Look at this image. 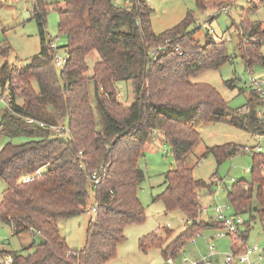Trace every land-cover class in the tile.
I'll return each instance as SVG.
<instances>
[{"label":"trees","instance_id":"16d2710c","mask_svg":"<svg viewBox=\"0 0 264 264\" xmlns=\"http://www.w3.org/2000/svg\"><path fill=\"white\" fill-rule=\"evenodd\" d=\"M197 4L204 7L202 0ZM50 5L59 15L58 34L66 40L61 46L67 54L62 68L54 62L46 31ZM150 13L146 0H128L123 7L113 0H63L62 4L34 0L31 14L38 28L39 51L26 67L7 61L0 65V88L7 84L11 94L10 104L1 114L0 135L31 136L22 142L8 141L0 148V179L5 182L0 223L10 227L12 236L31 235L27 246L1 250L11 255L12 264H105L113 257L125 226L145 217L137 196L145 178L138 159L156 131L169 144L176 163L164 174V187L156 198L166 210L178 209L192 220L190 231L198 229V191L204 187L212 191L213 184L196 179L192 168L182 162L199 139L195 123L226 119L250 133L264 132L263 118L256 110L257 103L252 102L253 91L241 112L230 108L208 83L192 80L229 60L224 42L209 37L200 44L195 30L189 28L194 23L190 11L161 32L153 30ZM258 23L246 19L238 24L243 40L238 50L249 67L253 61L264 66L259 51L264 36L260 37ZM176 45L181 54L173 49ZM158 47L166 50L154 54L152 50ZM93 51L97 58L87 73L86 58ZM89 81L103 118L101 130L96 127L90 103ZM120 81L133 85L135 98L129 105L117 97ZM16 97H21L20 104ZM57 124L66 128V141L52 134L54 129L49 126ZM241 148L227 142L206 147L203 155L212 154L219 165ZM262 166L264 154L253 153L250 179L239 178L226 186L233 212L248 215L244 236L250 219L264 218ZM101 169L100 180L94 184L91 174ZM90 193L96 212L88 222L84 246L71 249L57 221L85 211ZM206 224L213 226L212 219ZM185 234L176 237L175 245L162 248L164 256L168 251L172 256L180 252ZM148 238L152 246L161 247L158 235ZM140 246L145 247L142 239ZM232 249L236 250L234 243Z\"/></svg>","mask_w":264,"mask_h":264},{"label":"rangeland","instance_id":"374dc122","mask_svg":"<svg viewBox=\"0 0 264 264\" xmlns=\"http://www.w3.org/2000/svg\"><path fill=\"white\" fill-rule=\"evenodd\" d=\"M47 3L63 0H43ZM120 7L125 6L128 0H113ZM151 7L150 19L155 32H161L178 23L187 13H192L194 23L189 28L194 29V37L200 44H204L209 37L224 42L229 60L217 69H207L197 76L193 81L205 82L214 87L222 98L232 109L245 111V105L252 93V102H256V110L264 121V66L259 61L249 64L242 58L238 50L242 38L238 29L241 20L248 19L252 22H259L260 37L264 36V3L260 0H202L204 7L200 8L197 0H146ZM34 0H0V65L7 61L19 68L26 67L30 63V57L40 49V39L35 18L31 14ZM228 5L227 12H219L221 7ZM59 15L57 10L50 5L46 14V31L58 46V54L64 56L61 47L65 43V37L58 34L57 24ZM241 38V39H240ZM257 38V37H256ZM243 41V40H242ZM251 41V40H250ZM246 44V41L243 42ZM259 51L264 55V43ZM96 53L91 52L87 58L88 70L91 72L92 65L96 60ZM253 76H260L263 80L261 88L256 90L250 86L249 73ZM32 86L37 90V83L32 80ZM16 82H13L15 85ZM6 85L4 86V88ZM118 99L124 105H129L135 98V92L131 81H120L116 84ZM0 88V95L7 89ZM16 93L19 88H16ZM10 93V91H8ZM89 97L94 112L97 129L103 127V118L97 107L93 86L89 81ZM15 102L20 104L21 97H16ZM5 103L0 101V121ZM61 126V124H57ZM199 139L193 147L183 156L184 166L192 168V174L196 179L213 184L216 177L226 186L231 185V179H250L252 168V154L248 151L236 152L225 159L219 165L216 164L212 154L203 155L206 147L233 142L240 146H261V153L264 154V132L248 133L236 126H233L226 119L214 120L211 122H196ZM57 138L66 141L67 130H52ZM256 134V135H253ZM31 136L25 133L2 134L0 135V148L8 141L22 142L30 139ZM139 166L145 173L137 196L144 208L145 217L141 222L125 226L124 237L117 244L116 253L106 261L105 264H168L162 255V248L175 245L176 237L183 231V247L180 252L172 257V264H186L185 261L198 260L204 256L209 264H226L225 256L233 252L232 244L236 241L235 236H218L215 227L204 225L214 217L215 205H227L226 213L232 212V208L226 199V188H217L213 185L209 193L207 188H201L199 194V213L197 215L198 229L190 231L193 223L187 220L178 209L166 210L163 202L156 196L162 191L164 185V174L175 167V160L170 152L169 144L164 141L159 131L143 146V151L138 159ZM5 188V182L0 179V200ZM93 202V194L87 198V207ZM91 213L82 211L73 216L61 218L57 221L61 236L64 237L67 246L71 249H80L85 244V234ZM244 220H249L247 214H241ZM195 221V220H194ZM250 228L244 246L257 244L264 251V235L262 232V220L250 219ZM203 225V226H202ZM205 226V227H204ZM187 228V229H186ZM245 228V224L243 226ZM156 234L161 238V247L152 246L149 243V235ZM0 262L3 260L2 249L17 250L27 246L31 242V235L21 233L11 235V229L7 224L0 223ZM147 237V240L145 239ZM140 239L145 247L140 246ZM38 237L35 236V241ZM169 244V245H168ZM238 246V245H236ZM251 263L259 261L258 253L249 257ZM231 264L240 263L234 259ZM264 264V259L262 261Z\"/></svg>","mask_w":264,"mask_h":264},{"label":"built area","instance_id":"2783aa9c","mask_svg":"<svg viewBox=\"0 0 264 264\" xmlns=\"http://www.w3.org/2000/svg\"><path fill=\"white\" fill-rule=\"evenodd\" d=\"M228 11V5H224L221 7L219 12H227ZM50 47L53 49L54 53H53V59L54 62L56 64V66L62 68L64 67L65 63H66V58H67V54L65 53L64 56H60L58 54V46L56 45V43L52 40H50L49 42ZM173 49L177 51L178 54H181V50L180 48L176 45L173 46ZM160 50L161 52L165 51L166 49L158 47L156 49H153L152 52L154 54L157 53V51ZM249 75V80H250V86L253 89H256L258 91L263 90L261 88V84L263 82L262 78L260 76H253L251 75V72H248ZM6 87L4 89L7 88V84H5ZM8 89V88H7ZM7 92H4L3 94L0 95V101H3L5 103V106H8L10 104L11 101V94L8 92L9 90H5ZM28 121H33L32 119H29ZM41 126H44L43 123H40ZM50 128L56 130V131H60V130H66L65 127L61 126H57V125H50ZM242 151H248L251 153H256V152H260L261 146L258 145H254V146H249V145H243L242 146ZM104 169H101L99 171H94L91 174V180L94 184L98 183L100 180V175L103 172ZM262 171L264 172V166H262ZM36 173H39V170L36 171ZM213 185H217V188H226V184L224 181L221 180V183H218V179L216 177L213 178ZM232 182L235 181V179H231ZM212 193L216 194L218 192H216V190H213ZM230 205V204H229ZM227 205L223 204V205H215L213 210H214V217L212 218V223L213 226L215 227L217 230V235L218 236H225V235H230V236H235L236 240H237V244L238 246H236V250H233V252L231 254H227L225 256V263L226 264H231L232 261L234 259H237L238 262L240 263H246V264H262V261L264 259V251L261 252L259 246L257 244H252V246H244L245 241H246V237L244 236L243 232L245 231V228H243L244 224H245V220L242 217L241 214H236L233 212H229L226 213V209ZM87 212H90L92 214V216H94L95 212H96V202H92V204L87 207ZM246 227V226H245ZM262 232L264 235V218L262 219ZM2 241V237L0 235V243ZM253 253H258V257H259V261L256 263H251L250 262V255H252ZM3 260L1 261L0 264H9L12 261V257L11 255H9L8 253H5L3 255ZM168 264H172V259L168 258L167 259ZM186 264H209V260H207V258L204 256L201 259L198 260H192V261H185Z\"/></svg>","mask_w":264,"mask_h":264},{"label":"crops","instance_id":"0c3cea01","mask_svg":"<svg viewBox=\"0 0 264 264\" xmlns=\"http://www.w3.org/2000/svg\"><path fill=\"white\" fill-rule=\"evenodd\" d=\"M247 132H248V131H247ZM248 133H250V132H248ZM250 134H251V133H250ZM253 135H256V134H253ZM244 145H246V144H244ZM242 146H243V145H242ZM235 180H236V179H235ZM231 182H232V181H231ZM208 192H209V193H212V191H209V190H208ZM199 198H200V197H199ZM199 200H200V199H199ZM232 210H233V209H232ZM233 243H234V245H236V244H237V240L234 241ZM171 254H172L171 251H168V253H167L165 256H164V254L162 253V255L164 256L166 262H167V259H168V258H171V259H172V263H173V258H174V256H172V257H173V258H172V257L170 256ZM0 263H1V262H0ZM167 263H168V262H167ZM9 264H12V263H9Z\"/></svg>","mask_w":264,"mask_h":264}]
</instances>
